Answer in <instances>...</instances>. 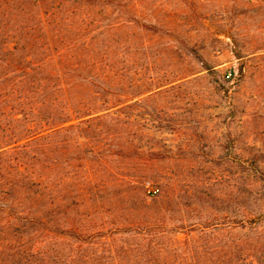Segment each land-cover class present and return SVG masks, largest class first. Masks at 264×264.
<instances>
[{"label":"rangeland","instance_id":"1","mask_svg":"<svg viewBox=\"0 0 264 264\" xmlns=\"http://www.w3.org/2000/svg\"><path fill=\"white\" fill-rule=\"evenodd\" d=\"M101 1L51 27L108 115L40 139L5 7L0 264H264V0Z\"/></svg>","mask_w":264,"mask_h":264},{"label":"trees","instance_id":"2","mask_svg":"<svg viewBox=\"0 0 264 264\" xmlns=\"http://www.w3.org/2000/svg\"><path fill=\"white\" fill-rule=\"evenodd\" d=\"M15 3L21 4L20 10L26 15V20L21 24L18 39L28 38L44 50H49L43 57H37L33 67H28L23 74L24 79L31 76V71L36 72V130L32 135L36 139L44 138L59 133L70 132L78 128L81 123L91 122L108 115L109 106L89 104L88 100L94 98L90 86L92 80L83 76H74L72 73L57 71L61 67L71 71L87 69L96 66V61L78 58L80 54L68 57L65 51L68 49L66 40L71 38L60 36L51 24H58L59 15L74 12L86 5H98L101 0H0V21L5 17V7H11ZM19 7V6H18ZM68 16V15H67ZM66 17L65 19H67ZM30 20V23L28 22ZM29 23V24H27ZM6 32L0 22V38L4 39ZM8 36V35H7ZM0 40V44L4 43ZM63 40L60 48L54 47L55 41ZM1 49V48H0ZM58 54H55L53 50ZM59 57L56 58L55 56ZM31 63V62H30ZM38 74V75H37ZM39 76V77H37ZM82 79V80H80ZM87 91L85 98L83 95ZM91 91V92H90ZM47 113V115H46ZM47 117V118H46ZM48 122H42L47 121ZM29 137V136H28ZM27 137V138H28ZM6 145V144H5ZM4 145V146H5ZM1 208V207H0Z\"/></svg>","mask_w":264,"mask_h":264},{"label":"built area","instance_id":"3","mask_svg":"<svg viewBox=\"0 0 264 264\" xmlns=\"http://www.w3.org/2000/svg\"><path fill=\"white\" fill-rule=\"evenodd\" d=\"M146 186L148 188V191H155L156 189L151 185V183L148 181L146 182Z\"/></svg>","mask_w":264,"mask_h":264}]
</instances>
